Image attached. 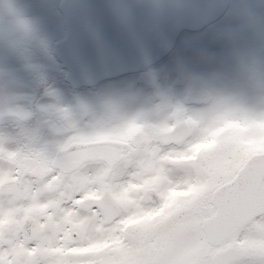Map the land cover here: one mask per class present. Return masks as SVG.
I'll return each instance as SVG.
<instances>
[{
  "label": "clouds",
  "instance_id": "1",
  "mask_svg": "<svg viewBox=\"0 0 264 264\" xmlns=\"http://www.w3.org/2000/svg\"><path fill=\"white\" fill-rule=\"evenodd\" d=\"M0 264H264V0H0Z\"/></svg>",
  "mask_w": 264,
  "mask_h": 264
},
{
  "label": "rangeland",
  "instance_id": "2",
  "mask_svg": "<svg viewBox=\"0 0 264 264\" xmlns=\"http://www.w3.org/2000/svg\"><path fill=\"white\" fill-rule=\"evenodd\" d=\"M41 223H43V221H41Z\"/></svg>",
  "mask_w": 264,
  "mask_h": 264
}]
</instances>
